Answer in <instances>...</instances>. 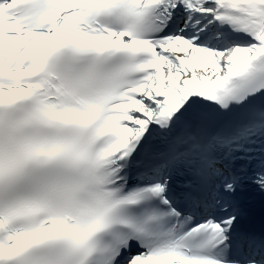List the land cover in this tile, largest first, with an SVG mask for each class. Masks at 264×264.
<instances>
[{
    "label": "snow or ice",
    "instance_id": "obj_1",
    "mask_svg": "<svg viewBox=\"0 0 264 264\" xmlns=\"http://www.w3.org/2000/svg\"><path fill=\"white\" fill-rule=\"evenodd\" d=\"M0 264H264V0H0Z\"/></svg>",
    "mask_w": 264,
    "mask_h": 264
}]
</instances>
